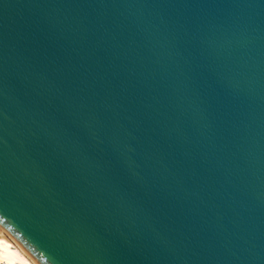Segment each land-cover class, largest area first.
<instances>
[{
    "label": "water",
    "instance_id": "water-1",
    "mask_svg": "<svg viewBox=\"0 0 264 264\" xmlns=\"http://www.w3.org/2000/svg\"><path fill=\"white\" fill-rule=\"evenodd\" d=\"M0 236L264 264V0H0Z\"/></svg>",
    "mask_w": 264,
    "mask_h": 264
},
{
    "label": "bare ground",
    "instance_id": "bare-ground-1",
    "mask_svg": "<svg viewBox=\"0 0 264 264\" xmlns=\"http://www.w3.org/2000/svg\"><path fill=\"white\" fill-rule=\"evenodd\" d=\"M0 262L2 264H34L14 243L0 236Z\"/></svg>",
    "mask_w": 264,
    "mask_h": 264
},
{
    "label": "built area",
    "instance_id": "built-area-1",
    "mask_svg": "<svg viewBox=\"0 0 264 264\" xmlns=\"http://www.w3.org/2000/svg\"><path fill=\"white\" fill-rule=\"evenodd\" d=\"M0 264H2V263L0 262Z\"/></svg>",
    "mask_w": 264,
    "mask_h": 264
},
{
    "label": "clouds",
    "instance_id": "clouds-1",
    "mask_svg": "<svg viewBox=\"0 0 264 264\" xmlns=\"http://www.w3.org/2000/svg\"><path fill=\"white\" fill-rule=\"evenodd\" d=\"M10 264H11V262H10Z\"/></svg>",
    "mask_w": 264,
    "mask_h": 264
}]
</instances>
